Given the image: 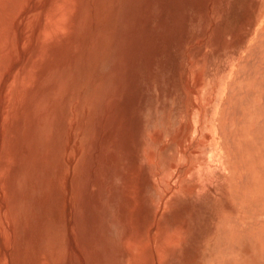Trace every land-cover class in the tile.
Segmentation results:
<instances>
[{
    "label": "rangeland",
    "instance_id": "rangeland-1",
    "mask_svg": "<svg viewBox=\"0 0 264 264\" xmlns=\"http://www.w3.org/2000/svg\"><path fill=\"white\" fill-rule=\"evenodd\" d=\"M263 9L0 0V264H264L221 123Z\"/></svg>",
    "mask_w": 264,
    "mask_h": 264
},
{
    "label": "bare ground",
    "instance_id": "bare-ground-1",
    "mask_svg": "<svg viewBox=\"0 0 264 264\" xmlns=\"http://www.w3.org/2000/svg\"><path fill=\"white\" fill-rule=\"evenodd\" d=\"M261 14L262 24L237 63L230 89L224 91L221 120L232 188L248 207L257 209L264 207V9ZM256 230L264 233L262 225Z\"/></svg>",
    "mask_w": 264,
    "mask_h": 264
}]
</instances>
